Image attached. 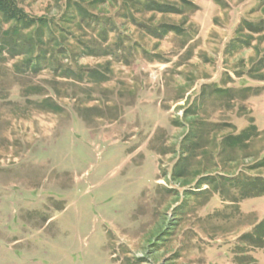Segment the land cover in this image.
Masks as SVG:
<instances>
[{
    "label": "rangeland",
    "instance_id": "374dc122",
    "mask_svg": "<svg viewBox=\"0 0 264 264\" xmlns=\"http://www.w3.org/2000/svg\"><path fill=\"white\" fill-rule=\"evenodd\" d=\"M17 1L58 29L0 56V264H264V0Z\"/></svg>",
    "mask_w": 264,
    "mask_h": 264
},
{
    "label": "trees",
    "instance_id": "16d2710c",
    "mask_svg": "<svg viewBox=\"0 0 264 264\" xmlns=\"http://www.w3.org/2000/svg\"><path fill=\"white\" fill-rule=\"evenodd\" d=\"M103 1V0H102ZM118 1V0H117ZM121 0V3H124L125 8L133 3V5L144 6L153 11H159L163 13H181L182 10L180 7L175 6L174 4L166 1V0ZM184 4L193 5L188 0H181ZM66 11L72 10L74 8L77 14L74 12L68 14L65 19L68 21H74L79 16L82 20L90 22L92 25L97 21L98 24L104 23V21L97 19L95 16L91 15V12L87 10L84 4L80 1L76 0H68L66 5ZM79 14V15H78ZM64 19V18H63ZM56 20L48 18L47 16H35L31 15L29 12L23 8L17 0H0V56L7 52L13 56H24V63L28 69L38 71L39 70V61L41 58L46 56L47 48L51 45V43L56 41V30L58 29L57 25H55ZM115 26L113 22H106ZM55 25V26H54ZM62 27V26H61ZM64 27V26H63ZM62 27V28H63ZM161 30L159 31V38L163 39L168 33L176 32L181 34L182 28L180 26L175 25H166L163 24L160 26ZM251 30L255 33L264 32V20L261 26H250ZM45 31H49L52 35L48 42L49 46H46L44 34ZM158 36V35H157ZM252 39V37H250ZM247 44H250L247 41ZM55 49L53 51L61 50V43L57 46H54ZM51 54H56L55 52H51ZM257 127L255 125H251L249 128L244 130L242 133L235 136V140L241 142L242 140L247 139L252 134V132L256 131ZM232 142V143H239ZM258 168L264 167V158L260 161L257 166ZM239 185H241V189L243 191L242 197L249 196H262L264 195V177L258 176L245 180L248 184H245L241 180H236ZM247 185V187L245 186ZM199 186L198 188H200ZM243 239L249 244V246H258L264 247V219L260 222L256 223L252 229V231L243 234Z\"/></svg>",
    "mask_w": 264,
    "mask_h": 264
}]
</instances>
